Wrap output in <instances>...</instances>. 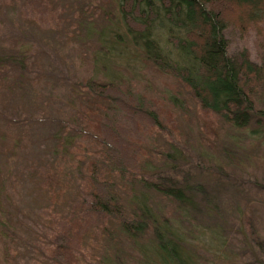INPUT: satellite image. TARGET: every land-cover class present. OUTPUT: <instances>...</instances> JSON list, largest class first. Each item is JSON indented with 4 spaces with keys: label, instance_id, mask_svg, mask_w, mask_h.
I'll use <instances>...</instances> for the list:
<instances>
[{
    "label": "trees",
    "instance_id": "obj_1",
    "mask_svg": "<svg viewBox=\"0 0 264 264\" xmlns=\"http://www.w3.org/2000/svg\"><path fill=\"white\" fill-rule=\"evenodd\" d=\"M86 1L87 8L79 9V17L68 20L79 21L85 27L84 34H78L73 28V37L80 38L74 43L90 42L96 47L91 57L94 71L74 86L72 98L75 100L76 95V99H81L79 109L74 106L72 113H64L58 122L54 120L58 129L54 135L52 133V146L58 147L51 159H46L42 152L37 153L38 147L31 141L32 133L27 126L20 125V119L0 118L9 125L15 124L19 132L22 130L20 137L14 135L10 145L5 144L7 134H0V253L4 262H8L11 250L18 255L22 247L31 245L49 250L50 257L44 259L45 264L81 262L72 231L77 224L73 222L74 216L96 212L100 217L112 218L117 232L135 248H141L145 264H191L190 258L182 255L186 243L178 234L180 221L171 213L166 216V209L153 206L152 202L155 195L174 200L175 209L187 215L188 209L196 204L191 186L174 183V177L168 174L171 170L174 172V163L170 167H167L168 162L160 164L161 169L150 175L143 172L155 169L149 160L146 146L149 147L151 140L148 142L150 136L145 137L146 134L152 135V131L160 134L165 122L175 128V114L165 100L158 97L140 95L135 91L126 93L128 98L119 97L122 77L118 72L112 73V67L138 69L139 61L143 59L173 79L174 92L169 105H176L178 95L187 91L198 100L203 114H211L208 119L216 116L235 124H245L253 116V88L263 70L247 57L237 61L229 53L226 31L233 25L243 33L251 27L263 31L264 0ZM5 5L13 12L14 18L23 19L18 12V0H7ZM40 17L36 11L29 21L37 25ZM12 22L16 24L15 20ZM10 26L13 29L11 34L17 38L19 32L15 33L14 25ZM50 34L56 37L53 32ZM69 35L63 34L71 39ZM9 44L12 45L6 46L8 48L0 45V68L7 69L6 74H22L19 80L13 74L7 90L0 91V105L8 104L3 99L10 95L14 97L12 101L17 102L16 108L22 109L30 98L22 90L24 75L28 73L26 67L38 65L32 57L35 43L15 40ZM122 63L125 65H120ZM18 86H21L20 95L15 94ZM0 111L4 114V109ZM37 111L40 110L34 113ZM136 116L147 118L151 124L145 121L142 126L138 125L134 120ZM126 120H131L135 126L128 142ZM31 127L39 129L36 125ZM91 133L97 141L93 150L88 148ZM20 150L31 158L21 155ZM172 151L167 159L173 162L177 160L178 148ZM145 156L147 159L144 160ZM83 164L86 169L82 172L80 166ZM72 170L81 175L85 190L66 203L70 206L67 211L62 199L68 187L65 185L64 189L62 181ZM116 188L119 194H114ZM123 188L129 190V198L124 203L126 211L123 204L126 199L121 196ZM35 191L39 193L37 200ZM36 201H44V207L40 208ZM29 202L39 207L38 210L31 207V211H39L42 218L37 229L39 237H30L34 244L27 241L31 225L25 203ZM78 203L83 208H78ZM57 208L62 209V213H71L73 220L65 215L69 223L59 224L57 219L62 213L55 215ZM46 217L53 226L51 222L43 221ZM70 223L72 227H67ZM79 229L82 231L80 226ZM103 229L108 231L106 227ZM220 232L217 231L216 238L221 247H226V238ZM198 250L192 258L201 261L196 255ZM201 250L208 254L206 249ZM115 257L107 254L103 259L109 264H121V256L115 254ZM137 263H141L140 259Z\"/></svg>",
    "mask_w": 264,
    "mask_h": 264
},
{
    "label": "rangeland",
    "instance_id": "obj_2",
    "mask_svg": "<svg viewBox=\"0 0 264 264\" xmlns=\"http://www.w3.org/2000/svg\"><path fill=\"white\" fill-rule=\"evenodd\" d=\"M6 1L0 0V45L8 48L6 46L12 45L9 42L16 40L20 43L27 40L30 43L32 40L35 43L32 57L38 65L31 64L26 67L28 73L24 75L25 87L22 90L30 98L25 105L22 109L19 106L16 108V100L12 101L14 97L8 95L3 100L9 103L0 105V110L4 109V114L0 111V118L6 119L9 116L12 117V121L20 119L18 121L20 125L24 124L30 129L31 141L38 147L37 153L42 152L49 160L58 147L52 146V133L54 135L58 129L54 120L58 122L59 117H64V113L66 115L72 113L74 106L79 109L78 101L81 99H76V95L75 100L72 98L75 92L74 86L80 79L89 77L91 71H94L91 57L96 47L94 48L90 42L74 43V40L80 38L73 37V28H76L78 34H84L85 27L79 21L76 23L74 20H68L73 16L79 17V9H86L87 1L18 0L20 4L18 12L22 14L23 19H18L17 16L14 18L13 12L5 5ZM36 11L41 15L37 25L29 21ZM12 20H15L16 24H13ZM10 25H14L15 33L19 32L17 38L11 34L13 29ZM51 32L56 34V37H51ZM67 33L72 40L64 37ZM226 33L229 39V53L238 59L237 61L247 57L263 70L254 85L253 96L251 95L254 100V109L251 112L253 116L251 115L245 124H235L233 121L216 116L212 120L208 119L211 114H203L198 100L187 91L178 95L179 100L175 102L177 106L169 105L174 92L173 79L157 71L151 63H146L142 58L138 69L133 67L132 70H128L113 66L112 73L118 72L122 77L120 78L122 86L118 89L119 97L128 98L126 93L131 91L140 95L158 97L164 99L166 105L175 114V128L165 122L160 134H156V131L150 132L152 135L146 134L145 137L150 136L148 142L151 140L150 148L146 146L149 160L155 169L152 172H143L150 175L161 169L160 164L168 162L167 167H170L174 163L176 166L174 172L172 173L171 170L168 173L174 177V183L179 186H191L196 204L194 208L188 209L187 215L175 209L174 200L162 199L160 195L152 197L153 206L164 207L167 211L165 215L171 213L175 220L180 221L181 230L178 234L186 243L185 249H182L183 257L190 258L191 264H264V28L260 31L251 27L243 33L233 25ZM120 65L124 66L125 63ZM6 71L8 70L0 68V91L7 90L15 74H6ZM21 74L18 72L15 74L16 80L21 78ZM20 89L21 86H18V92L15 94L20 95ZM38 109L40 111L34 113ZM1 119L0 134L3 132L7 134L5 144L10 145L15 139L14 135L20 137L22 130L19 132L15 124L9 125ZM134 120L140 126L145 121H149L142 116H136ZM125 123L129 127V134L126 135L128 142L133 136L130 134L134 132L135 126L131 120H126ZM31 125H36L39 129L35 130ZM144 128L148 130L149 127ZM143 134L145 135L144 131ZM91 135L94 136L92 133ZM92 136L88 139L90 150L97 145L95 136ZM30 146L31 150L33 144ZM173 147L178 148V157L172 162L167 158L168 154L173 152L172 149H175ZM20 152L21 155L29 158L23 151ZM32 153L36 154V151ZM44 156L39 155L42 158ZM145 159L147 156L144 157ZM80 168L82 172L86 169L84 164ZM62 183L64 189L65 185L68 187L65 189L62 203L65 205L64 210L69 211L70 206H66V203L70 202L77 193L80 194L85 190L84 183L81 182L78 171L75 174L74 170L69 172ZM115 193L119 194L117 188L114 189ZM128 193L127 188L122 189L121 196L126 199L123 204L129 198ZM38 195V192L34 194L35 200ZM86 200L89 201L90 198L87 197ZM36 202L40 208L45 205L44 201ZM38 206H34L32 202L25 203L31 225L27 241L32 244L34 243L31 238L39 237L37 229L42 218L41 213L32 212L31 207L38 210ZM77 207L83 208L79 203ZM128 209L131 210L130 204ZM124 210L126 211L125 204ZM56 213L57 215L62 213V209L57 208L55 215ZM65 215L72 219L71 213L64 212L58 216L59 224L69 223ZM43 221L51 222L47 217L43 218ZM74 221L77 222L72 230L74 244L75 249L78 250L77 256L81 260V262L75 260V264H109L103 259L107 254H112L113 258H116L115 254L121 256V264H138L137 259L138 262L140 259V264H145L146 258L141 248H135L117 232L115 228L117 226L114 225L112 218L100 217L96 212H91L88 216L84 214L74 216ZM50 225L53 226V223ZM67 227H72V224ZM105 227L108 231L103 229ZM218 230L221 231L223 238H226V247H221V242L219 243L216 238ZM38 242L41 245L40 240ZM202 248L208 251L211 258L202 252ZM196 250H198L196 255L201 261L192 258ZM47 256L50 257L49 250L44 247L28 245L22 247L18 255L11 250L8 262H4L0 253V264H15V262L45 264L44 259Z\"/></svg>",
    "mask_w": 264,
    "mask_h": 264
}]
</instances>
